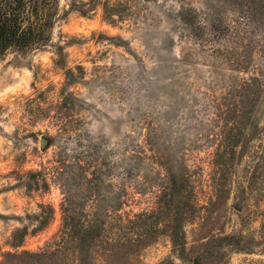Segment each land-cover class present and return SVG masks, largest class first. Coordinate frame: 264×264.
<instances>
[{
  "label": "rangeland",
  "instance_id": "obj_1",
  "mask_svg": "<svg viewBox=\"0 0 264 264\" xmlns=\"http://www.w3.org/2000/svg\"><path fill=\"white\" fill-rule=\"evenodd\" d=\"M52 4L51 41L0 56V264H264V24Z\"/></svg>",
  "mask_w": 264,
  "mask_h": 264
},
{
  "label": "trees",
  "instance_id": "obj_2",
  "mask_svg": "<svg viewBox=\"0 0 264 264\" xmlns=\"http://www.w3.org/2000/svg\"><path fill=\"white\" fill-rule=\"evenodd\" d=\"M52 1L0 0V56L10 49L39 48L51 41L50 31L56 10ZM230 1L245 19L258 25L264 24V0ZM189 11L186 7L180 8L186 24L189 23L186 20Z\"/></svg>",
  "mask_w": 264,
  "mask_h": 264
},
{
  "label": "clouds",
  "instance_id": "obj_3",
  "mask_svg": "<svg viewBox=\"0 0 264 264\" xmlns=\"http://www.w3.org/2000/svg\"><path fill=\"white\" fill-rule=\"evenodd\" d=\"M6 131H7V129H6Z\"/></svg>",
  "mask_w": 264,
  "mask_h": 264
}]
</instances>
